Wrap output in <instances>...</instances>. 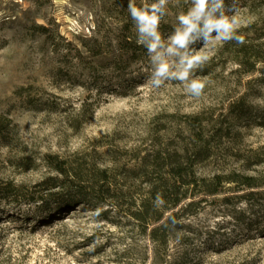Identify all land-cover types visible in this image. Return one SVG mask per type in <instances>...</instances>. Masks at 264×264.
<instances>
[{"label":"rangeland","instance_id":"rangeland-1","mask_svg":"<svg viewBox=\"0 0 264 264\" xmlns=\"http://www.w3.org/2000/svg\"><path fill=\"white\" fill-rule=\"evenodd\" d=\"M253 1L239 0L243 45H255L262 32L258 18L264 9ZM128 2L0 0V118H9L13 129L12 146L0 145V178L33 186L56 177L42 158L57 154L87 170L111 169L128 203L146 193L139 165L157 150L206 149L197 164L204 177L264 173V164L248 167L236 155L264 148V128L252 125L264 114L263 74L239 64L243 45L217 46L196 71L206 83L199 99L176 81L153 89L146 84L148 57L120 71L109 66ZM144 2L155 0H135L137 6ZM188 7L184 0H169L160 24L165 39ZM243 101L249 126L232 112ZM21 156L36 159V168L18 167ZM251 191L226 190L189 210L178 207L166 245L149 240L130 218L112 212L105 219L82 206L45 226L0 214V264H262L264 199L249 203L242 196ZM227 197L231 201H222Z\"/></svg>","mask_w":264,"mask_h":264},{"label":"trees","instance_id":"trees-1","mask_svg":"<svg viewBox=\"0 0 264 264\" xmlns=\"http://www.w3.org/2000/svg\"><path fill=\"white\" fill-rule=\"evenodd\" d=\"M253 4L264 9V0H254ZM123 15L117 49L109 63V66L117 71L128 69L140 58L148 57L147 50L136 43V33L129 13ZM258 20L262 32L254 38L255 45L241 46L237 59L240 65L248 66L249 73L259 70L264 81V16ZM258 64L262 67L257 68ZM241 103L234 105L232 112L245 121V126H249L252 119L245 102ZM252 121V125L264 128V114H258ZM10 123L9 118H0V145L4 147H11L13 143V129ZM207 153L206 149L193 154H183L180 151L165 153L157 150L152 155H145L141 159L139 171L142 172L147 191L142 198L128 203L124 200L127 193L121 187L118 188L117 177L111 169L96 166L87 170L82 166L71 165L67 159L57 154L47 153L42 159L46 166L57 174L56 177L46 178L33 186L0 178V214L9 217L16 215L18 218L34 220L45 226L62 219V216L74 207L82 206L100 211L105 219H110L112 212L130 218L142 227L149 240L166 245L171 225L178 215L175 210L180 206V211L189 210L208 197L217 199L226 190H252L242 196L249 203H252L256 196L264 199V173L248 175L234 171L210 177L199 175L197 164L204 161V155ZM236 155L242 157L248 167L264 164V148L249 150L247 155L239 152ZM16 163L24 171L35 169L37 166V160L27 156L19 157ZM128 173L138 175L136 169L128 170ZM227 185L230 186L226 189ZM255 189L258 192H254ZM199 195L203 197L197 200ZM158 197L162 201L160 204H157ZM222 201L228 203L231 200L227 197ZM25 206L30 209L23 212ZM168 212L171 214L166 216Z\"/></svg>","mask_w":264,"mask_h":264},{"label":"clouds","instance_id":"clouds-1","mask_svg":"<svg viewBox=\"0 0 264 264\" xmlns=\"http://www.w3.org/2000/svg\"><path fill=\"white\" fill-rule=\"evenodd\" d=\"M189 5L181 11L172 33L165 39L161 20L167 15L169 0L144 2L137 6L129 0L127 11L136 33V43L147 50L150 71L146 84L159 90L176 81L190 98L203 96L206 83L195 76L211 59L217 46L235 41L243 45L246 37L239 33V0H184ZM180 0H176L179 5ZM231 13V14H230ZM200 44L199 49L193 47ZM162 203L157 198V204ZM264 264V261H262Z\"/></svg>","mask_w":264,"mask_h":264}]
</instances>
